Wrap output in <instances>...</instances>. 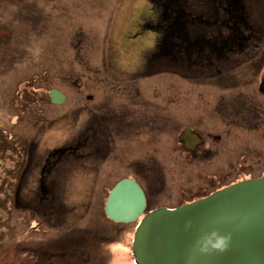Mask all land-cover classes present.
<instances>
[{
	"label": "rangeland",
	"instance_id": "1",
	"mask_svg": "<svg viewBox=\"0 0 264 264\" xmlns=\"http://www.w3.org/2000/svg\"><path fill=\"white\" fill-rule=\"evenodd\" d=\"M157 6L154 0L153 7L150 0H0V262L33 264L31 251L38 250L53 253L54 264H136L131 245L138 223L115 224L103 210L114 184L133 176L120 159V137L106 157L89 156L86 127L94 110L50 104L52 89L84 98L92 81L114 102L150 103L158 165H177V154L166 159L160 148L193 126L220 137L211 140L216 156H198L197 164L215 159L221 185L264 175V125L241 103L246 80L214 72L188 73L189 80L181 63L155 57L157 32L146 26L156 24ZM73 70L87 78L71 76ZM236 82L242 86L232 88ZM71 146L77 153L55 167L58 187L46 194L38 183L42 162Z\"/></svg>",
	"mask_w": 264,
	"mask_h": 264
},
{
	"label": "flooded vegetation",
	"instance_id": "2",
	"mask_svg": "<svg viewBox=\"0 0 264 264\" xmlns=\"http://www.w3.org/2000/svg\"><path fill=\"white\" fill-rule=\"evenodd\" d=\"M150 1L153 7V0ZM154 2L158 5L157 22L146 27L157 32L155 47L160 52L156 53L155 57H166L177 65L181 63L187 71V74L183 75L189 80L191 78L188 73L204 76L211 72L217 75L226 73L236 79H245L243 85H247L249 90H246L247 96L241 103L245 106L248 115L253 116L252 120L264 125V45H262L264 0H154ZM164 3L166 12L162 13L159 7ZM162 14L166 21L161 20ZM254 19L257 21L255 22ZM160 43H164L166 48L161 49ZM77 72L81 73L73 70L71 76ZM81 74L87 78L84 73ZM116 76L121 80V76ZM132 80L135 79H128L131 83ZM91 83L92 81L86 82V88L90 90H87L84 98L78 94L75 97L71 95L70 99L68 93L62 91L65 100L61 104L65 105L71 101L94 110L90 113L86 127L85 140L89 142V156L106 157L107 152L110 154L116 136L120 137V141L118 140L121 147L120 159L123 167L131 170L133 174L127 178L134 179L143 189L146 197V209L143 215L160 207L178 208L235 183L231 181L221 185L220 169L214 165L215 159H206L205 162L197 164L198 156L202 155L205 158L216 156L217 151L212 149L211 140H219V136L204 135L199 128L185 126L184 130H190L185 136L186 143L192 145V148L179 140L183 130L181 129L176 139L170 141L171 146L164 145L160 148L166 159L172 158L168 153H175L180 161L173 168L158 165L157 162L161 160L153 158L154 144L157 142L153 141L155 140L153 139V106L146 102L136 104L134 107L129 102H114L106 89L95 85L92 87ZM239 86L242 85L238 83L231 87ZM129 87L133 88L132 85ZM48 100L53 104L49 93ZM115 125H118L117 131L112 129ZM196 141L198 144L194 143ZM77 148L71 146L69 150L61 151L58 157L54 156L53 160L47 159L42 162L39 189L48 194L58 187V176L53 174L55 167L62 163V158L68 153H77ZM97 152H102V155L99 156ZM201 152L203 154H200ZM59 171L60 168L57 172ZM165 171L168 172V176L163 175ZM161 187L163 188L159 189ZM160 195L169 199L167 204L159 203ZM172 196L177 200L173 201ZM37 251H31L35 259L33 264H52L57 259L50 251H43L44 253ZM58 257L61 259V256ZM41 258L47 261H41ZM0 264L7 263L0 262Z\"/></svg>",
	"mask_w": 264,
	"mask_h": 264
},
{
	"label": "water",
	"instance_id": "3",
	"mask_svg": "<svg viewBox=\"0 0 264 264\" xmlns=\"http://www.w3.org/2000/svg\"><path fill=\"white\" fill-rule=\"evenodd\" d=\"M50 98L61 104L65 95L53 89ZM189 131L183 130L179 140L186 143ZM145 209L144 191L132 178L120 180L105 204L106 215L116 223L136 222ZM188 220L191 230H185ZM216 229L231 235L229 248L199 251L195 241ZM131 248L136 264H264V175L175 209L152 210L139 221Z\"/></svg>",
	"mask_w": 264,
	"mask_h": 264
},
{
	"label": "clouds",
	"instance_id": "4",
	"mask_svg": "<svg viewBox=\"0 0 264 264\" xmlns=\"http://www.w3.org/2000/svg\"><path fill=\"white\" fill-rule=\"evenodd\" d=\"M193 227L190 220L185 222V230H191ZM231 235L220 229L213 230L210 235L202 236L195 241V246L202 253L212 251L223 252L226 251L231 243Z\"/></svg>",
	"mask_w": 264,
	"mask_h": 264
},
{
	"label": "trees",
	"instance_id": "5",
	"mask_svg": "<svg viewBox=\"0 0 264 264\" xmlns=\"http://www.w3.org/2000/svg\"><path fill=\"white\" fill-rule=\"evenodd\" d=\"M160 7H162L161 9H162V13L164 12H166V8H165V3L164 4H162ZM161 20L163 21H166V18H165V16H163V14H162V16H161ZM160 45H161V49H162V47L163 48H166V45L163 43H160ZM158 52H160V50H158Z\"/></svg>",
	"mask_w": 264,
	"mask_h": 264
}]
</instances>
